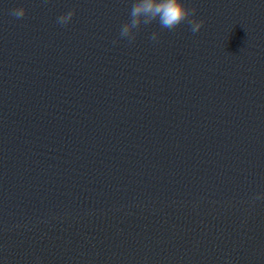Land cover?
<instances>
[{"label": "water", "instance_id": "obj_1", "mask_svg": "<svg viewBox=\"0 0 264 264\" xmlns=\"http://www.w3.org/2000/svg\"><path fill=\"white\" fill-rule=\"evenodd\" d=\"M130 2L0 0V264H264V0Z\"/></svg>", "mask_w": 264, "mask_h": 264}, {"label": "clouds", "instance_id": "obj_2", "mask_svg": "<svg viewBox=\"0 0 264 264\" xmlns=\"http://www.w3.org/2000/svg\"><path fill=\"white\" fill-rule=\"evenodd\" d=\"M26 11L25 7L18 6L10 14L15 18H22ZM194 11V8L188 6L187 0H131L129 18L120 26L118 39L131 43L142 25H149L153 22L161 30L168 31L186 23L188 31L195 34L201 29L203 21L189 19ZM74 15V10L68 11L56 17V23L63 27L71 21ZM148 38L153 42L158 41L159 32H152ZM260 199H264V193L253 197V201Z\"/></svg>", "mask_w": 264, "mask_h": 264}]
</instances>
